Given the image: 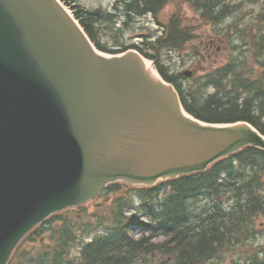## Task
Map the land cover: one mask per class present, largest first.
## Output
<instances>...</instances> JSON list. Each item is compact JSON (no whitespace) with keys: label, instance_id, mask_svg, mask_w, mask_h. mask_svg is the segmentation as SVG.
I'll return each mask as SVG.
<instances>
[{"label":"water","instance_id":"obj_1","mask_svg":"<svg viewBox=\"0 0 264 264\" xmlns=\"http://www.w3.org/2000/svg\"><path fill=\"white\" fill-rule=\"evenodd\" d=\"M246 145L264 136L189 115L137 51H98L58 0H0V264L107 184L151 187Z\"/></svg>","mask_w":264,"mask_h":264},{"label":"trees","instance_id":"obj_2","mask_svg":"<svg viewBox=\"0 0 264 264\" xmlns=\"http://www.w3.org/2000/svg\"><path fill=\"white\" fill-rule=\"evenodd\" d=\"M220 1L176 0L166 23L158 15L170 0H114L110 10L83 8L76 0L64 3L98 49L118 53L135 48L151 59L154 56L139 43L106 45L98 27L111 25L121 32L134 19L150 15L162 30L146 35L145 44L156 51L178 50L195 37L182 17L183 3H189L201 22L217 24L228 13ZM260 18L264 23V14ZM245 44L260 64L258 72L247 66L251 55L245 52L213 72L191 78L194 83L183 73H168L159 60L155 64L194 117L245 120L264 134V31ZM99 198L93 210L83 205L49 217L21 241L8 264H212L250 242L255 223L264 218V149L243 147L203 172L153 187L112 183ZM44 233L45 243L36 244ZM261 246L260 257L253 261L255 253L245 260L264 264Z\"/></svg>","mask_w":264,"mask_h":264},{"label":"rangeland","instance_id":"obj_3","mask_svg":"<svg viewBox=\"0 0 264 264\" xmlns=\"http://www.w3.org/2000/svg\"><path fill=\"white\" fill-rule=\"evenodd\" d=\"M83 8L110 10L114 0H76ZM234 5L236 12L231 20L227 19L221 24L215 26L206 25L201 22L198 13L184 2L182 14L185 17V23L191 26L195 33V38L188 42L183 48L178 50H168L161 48L156 51L145 44L146 35L154 33L159 34V25L149 18V15H144L134 19L121 32L117 31L111 25H102L98 27V31H102L101 40L106 45H129L131 43H139L143 49L154 57L148 61L155 67V62L165 67L166 71L171 74L181 73L186 70L193 71V78L201 77L205 72L214 70L217 66L226 61L229 50H233V45H237L234 40L239 38L236 34L238 29H242L240 35H243L245 41L250 40V37L263 25L259 23L260 14L264 13V0H226ZM176 0L170 2L159 15V20L167 22L170 14L175 9ZM104 29V30H103ZM220 31L217 34L215 31ZM225 33V35H223ZM242 40V39H241ZM143 41V43H140ZM229 42V43H227ZM242 46L244 42H240ZM238 48V47H236ZM249 48L246 47L245 51ZM236 55V54H235ZM246 55H250L249 51ZM254 57L248 56L249 64H255ZM194 83V80H192ZM188 84L189 81H184ZM88 210L94 209V202L87 203ZM254 233L250 237V242L246 243L242 248L234 250L226 255H222L215 259L212 264H249L250 260L246 258L253 257L254 253L260 250L261 245H264V218H260L254 225ZM44 241V238L42 242ZM74 250V254L77 253ZM259 254L253 258L255 261Z\"/></svg>","mask_w":264,"mask_h":264},{"label":"bare ground","instance_id":"obj_4","mask_svg":"<svg viewBox=\"0 0 264 264\" xmlns=\"http://www.w3.org/2000/svg\"><path fill=\"white\" fill-rule=\"evenodd\" d=\"M148 63V62H147ZM149 64V63H148ZM155 72V71H154Z\"/></svg>","mask_w":264,"mask_h":264}]
</instances>
